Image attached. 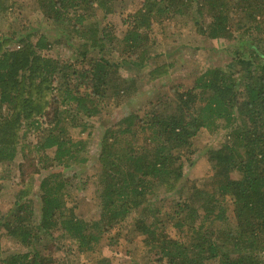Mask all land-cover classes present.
<instances>
[{"label": "trees", "instance_id": "1", "mask_svg": "<svg viewBox=\"0 0 264 264\" xmlns=\"http://www.w3.org/2000/svg\"><path fill=\"white\" fill-rule=\"evenodd\" d=\"M27 1L43 23L0 34V191L12 187V163L17 170L12 210L0 214V264H68L71 255L111 264L103 249H117L122 224L159 194L172 210L131 220L142 242L123 245L128 264H264V0H136L124 17L126 0ZM15 4L0 0V22ZM165 21L230 43L227 60L105 128L93 182L74 184L53 169L87 164L80 136H90L104 100L119 107L174 68L155 51L153 28ZM220 132L218 145H201L202 134ZM197 151L211 174L185 193L183 160ZM90 184L97 216L85 218L76 192Z\"/></svg>", "mask_w": 264, "mask_h": 264}, {"label": "rangeland", "instance_id": "2", "mask_svg": "<svg viewBox=\"0 0 264 264\" xmlns=\"http://www.w3.org/2000/svg\"><path fill=\"white\" fill-rule=\"evenodd\" d=\"M16 2L15 11L13 15H10V18L6 21L0 22V34L5 33L9 27L13 28L15 31L20 30V28L29 27L31 25L42 24L43 21L40 14L31 13V8L27 0H12ZM33 3V1H31ZM137 1L126 0V6H123L119 9V12L124 13L126 11H132L137 7ZM120 3H117L119 5ZM126 7V9H125ZM110 18V17H108ZM120 16L117 15L111 18V21L114 22L116 26V32L123 30V26L119 21ZM109 21V20H108ZM155 25L153 28V36L156 38V48L155 51L159 52L169 61H175L174 68L170 70V73L164 77L162 80H158L155 83L147 84L141 86L134 96H132L128 101L120 105L119 107H113V101L111 98L104 100L105 107L102 111V115L98 118L97 122L93 123L94 127L91 128V134L88 136L86 133L81 134L80 138L84 139L86 142L85 145V154L87 155V164L85 166H72L67 169L52 168L54 171L62 170L69 180L71 176H76L75 183L79 185L80 182L84 181V178L89 177L92 181V175L96 173L95 165L97 166V154L99 139L101 137L102 131L105 128L112 126L113 124L120 121L126 115L134 113L140 106L147 104L150 99H153L155 95L159 94L158 91L166 92L167 86H175L180 90H185L192 86L195 76L203 70L205 67H215L227 60L226 54L224 52L230 47V43L224 42L223 40L208 41L203 37H199L194 34L193 30H189V26L184 29L185 26H179V29H175L170 22ZM188 24V23H187ZM169 26L170 31H175L173 36H169V29L165 26ZM238 48L239 44H232ZM228 46V47H227ZM227 47V48H226ZM246 48H244L245 50ZM57 54L61 55V59L64 61H72L73 53L67 49H60L57 51ZM123 72L128 73L126 69ZM132 74H135L134 71H131ZM139 73L135 75L137 78ZM163 82L164 86L161 85ZM92 125V126H93ZM222 131V130H221ZM34 134L29 135V140H34ZM223 132L215 136H209L207 134H202L201 145L214 146L218 145V142L223 139ZM136 141L141 143V139L137 137ZM196 148V146H195ZM203 150V149H202ZM184 161V175L186 177L184 189L185 193H189L187 187L190 186L193 181H199L204 178H208L211 174L210 168L203 156V152L197 151L190 156L189 163L186 160ZM52 169L48 171L42 170L40 173L33 176V181L35 180V185L38 183L39 179L45 176L48 172H51ZM9 181L11 182L12 187H3L0 191V214L6 215L12 210L13 194L15 192L17 181L16 175V165L14 163L10 166L9 172ZM93 182V181H92ZM79 187L77 188V198L79 203V208L77 214L85 218H91L97 216L96 207L93 200L89 199L90 191L93 187ZM36 207L38 200H35ZM147 210H144L142 213L136 212L131 215L121 226L119 234L116 238L115 245H118L117 249H103V254L111 260V264H128L129 258L128 255L124 253L125 243L127 250H133L134 248L141 245V237L138 233L135 232V229L131 227V220H134L136 217H143L145 222H152L157 216L159 219H166L165 214L171 212L172 206L169 199H163L162 194L158 195L156 200H153L151 204L146 206ZM154 210L159 211L155 213ZM143 260L147 261V258H143V255L139 256V262ZM68 264H89L87 259L82 255H71L67 258Z\"/></svg>", "mask_w": 264, "mask_h": 264}]
</instances>
